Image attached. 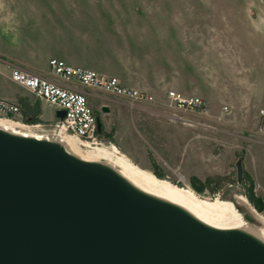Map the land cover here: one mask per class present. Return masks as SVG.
Masks as SVG:
<instances>
[{
    "label": "rangeland",
    "instance_id": "1",
    "mask_svg": "<svg viewBox=\"0 0 264 264\" xmlns=\"http://www.w3.org/2000/svg\"><path fill=\"white\" fill-rule=\"evenodd\" d=\"M88 7L99 24L105 16L113 32L139 39L138 56L151 55L171 82L166 88L205 101L199 113H177L192 122L178 120L192 125L193 135L192 153L181 164L155 162L149 155L139 162L115 144L118 150L135 166L203 200L229 199L245 222L264 229V135L257 132L264 110V0H0V40L12 36L13 23L23 34L30 21L45 25L48 15H74ZM53 113L41 103L39 119L21 122H51ZM236 164L261 197L259 210L244 196L246 180L236 181ZM190 176L200 179L199 191Z\"/></svg>",
    "mask_w": 264,
    "mask_h": 264
},
{
    "label": "water",
    "instance_id": "2",
    "mask_svg": "<svg viewBox=\"0 0 264 264\" xmlns=\"http://www.w3.org/2000/svg\"><path fill=\"white\" fill-rule=\"evenodd\" d=\"M241 172L236 164L237 182ZM0 264H264V243L209 226L54 139L0 129Z\"/></svg>",
    "mask_w": 264,
    "mask_h": 264
},
{
    "label": "crops",
    "instance_id": "3",
    "mask_svg": "<svg viewBox=\"0 0 264 264\" xmlns=\"http://www.w3.org/2000/svg\"><path fill=\"white\" fill-rule=\"evenodd\" d=\"M93 12L88 7L74 15H48L45 25L30 21L26 24L30 30L23 34L17 33V23H13L12 36L0 40V97L36 104L39 119L40 104L45 102L11 81L9 69L18 66L60 83L49 73L50 58L115 76L123 85L151 94L154 102L129 106L122 96L72 84L84 93L95 113L99 136L112 140L123 153L139 162L149 155L155 162L181 164L192 153V125L173 118V111L163 105L165 92L172 90L166 88L172 86L170 80L156 70L151 55L138 56L140 43L134 34L113 32L105 23L106 17L99 24ZM47 17L38 15L37 19Z\"/></svg>",
    "mask_w": 264,
    "mask_h": 264
},
{
    "label": "built area",
    "instance_id": "4",
    "mask_svg": "<svg viewBox=\"0 0 264 264\" xmlns=\"http://www.w3.org/2000/svg\"><path fill=\"white\" fill-rule=\"evenodd\" d=\"M49 73L61 82H55L47 77L36 74L18 66L9 69V78L23 87L36 99L45 102L55 110H63L61 119L54 117L51 122H36L28 125H39L40 129L47 130V136L53 139L57 133L66 132L72 135L79 145L86 149L103 143L96 131V115L87 104L83 92L75 90L71 85L97 89L122 96L129 106L153 103L154 98L146 91L123 85L117 77L106 75L92 69L73 66L56 58L47 61ZM164 107L172 110V117L176 120L192 123L186 120L183 114H196L203 110L205 101L197 95H182L173 90L164 94ZM176 113V114H175ZM24 112L19 102L0 97V117L7 119H23ZM27 124V123H25ZM257 132L264 135V110L260 111V122Z\"/></svg>",
    "mask_w": 264,
    "mask_h": 264
},
{
    "label": "bare ground",
    "instance_id": "5",
    "mask_svg": "<svg viewBox=\"0 0 264 264\" xmlns=\"http://www.w3.org/2000/svg\"><path fill=\"white\" fill-rule=\"evenodd\" d=\"M0 129L22 136L51 139L46 135L47 130L40 129L39 125H28L4 117H0ZM53 139L69 153L83 160L102 162L108 165L136 189L177 205L209 226L218 229H240L254 235L264 243L262 226H250L245 222L240 210L238 211L235 208L236 205L229 199L216 197L213 200H203L190 190L179 188L156 177L153 173L135 166L112 142L100 143L83 149L78 141L66 132L57 133Z\"/></svg>",
    "mask_w": 264,
    "mask_h": 264
},
{
    "label": "trees",
    "instance_id": "6",
    "mask_svg": "<svg viewBox=\"0 0 264 264\" xmlns=\"http://www.w3.org/2000/svg\"><path fill=\"white\" fill-rule=\"evenodd\" d=\"M37 117H32L31 119L27 120V121H34L36 120ZM245 177L242 175L241 176V180L239 181L240 184H244L245 183ZM189 182L191 184V186L194 188L195 191H199L200 187L202 186V184L200 183V179H198L195 176H190L189 177ZM246 183H248L247 186V190L244 192V196L245 198L249 199L251 204L256 207L258 210L261 208V204H262V199L259 195H256L254 193H252V187L251 184H249V180H246Z\"/></svg>",
    "mask_w": 264,
    "mask_h": 264
},
{
    "label": "flooded vegetation",
    "instance_id": "7",
    "mask_svg": "<svg viewBox=\"0 0 264 264\" xmlns=\"http://www.w3.org/2000/svg\"><path fill=\"white\" fill-rule=\"evenodd\" d=\"M38 114H39V111H38V113H37V115H36L35 117H37ZM23 118H24L25 120H29V119H31L32 117H29V116H27V115L24 113Z\"/></svg>",
    "mask_w": 264,
    "mask_h": 264
}]
</instances>
